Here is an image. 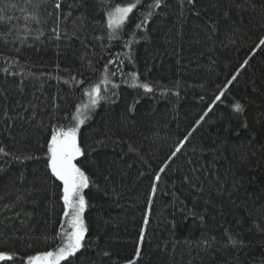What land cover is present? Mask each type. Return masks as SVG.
Instances as JSON below:
<instances>
[{
    "label": "trees",
    "instance_id": "16d2710c",
    "mask_svg": "<svg viewBox=\"0 0 264 264\" xmlns=\"http://www.w3.org/2000/svg\"><path fill=\"white\" fill-rule=\"evenodd\" d=\"M130 2L62 0V12L80 6L57 39L54 0H0V146L12 154L0 156V249L21 264L59 246L62 182L46 167L47 142L53 128L73 126L77 106L99 85L104 99L78 134L86 154L76 163L90 178L85 247L61 264H127L141 229L138 264H264V49L251 51L264 35V0H197L183 15L180 0L159 9L141 0L109 39L105 13ZM145 82L152 92L132 86Z\"/></svg>",
    "mask_w": 264,
    "mask_h": 264
},
{
    "label": "snow or ice",
    "instance_id": "6c2138e0",
    "mask_svg": "<svg viewBox=\"0 0 264 264\" xmlns=\"http://www.w3.org/2000/svg\"><path fill=\"white\" fill-rule=\"evenodd\" d=\"M141 0H136L135 3H126V4H116L111 6V9L105 13L106 15V25L109 31V39L115 38V34L117 30L122 29L124 25L129 20V15L136 9ZM197 0H180L181 5V15H183L184 5H192L195 6ZM80 6L77 5H69V11L62 12V0H54L52 5L54 10V15L56 16L55 24L56 27L52 29L53 34L57 39L60 38V34L64 32L66 34V29L61 27L65 21H67L72 16L71 8ZM165 5V0H153V3L148 7L151 8H161ZM153 13L151 11L148 12V16L144 18L140 23L135 24V28H141L146 23L147 19L151 17ZM227 15V13H225ZM7 19V18H5ZM214 23V22H213ZM42 34V33H41ZM128 46L127 44L125 45ZM259 49H264V35H260L258 37V43H256L255 47L251 50L255 53ZM129 59H131V55L129 54ZM112 63V61H109ZM249 64V60L245 59L243 63L236 70V73L231 75V78L227 80V82L223 85V87L219 91V95L215 96V99L212 101V104L207 106V110L200 115L199 119L195 121L192 129L188 131L186 135L183 136L181 140L178 141L174 150L171 152V155L168 157V161H171L174 157L177 156L178 153L182 151V148L189 141L190 137L197 130V128L201 125V123L205 120V118L212 111L213 106L216 102L221 100V97L225 95L230 85L233 84L234 81L238 79L240 74V70L246 68ZM7 71V69H5ZM105 71H107V65H105ZM115 75V73H113ZM131 77L133 81H136L138 78V74L133 72L131 73ZM133 87L143 88L146 92H152V86L149 83H140L133 84ZM116 87V85H113ZM100 87L99 85H93L92 91L90 93H86L90 97V104L92 107H95L99 100L104 99L103 96L100 95ZM237 113H243L245 111L244 105L240 102H235L232 106ZM77 113L80 112V107L77 106ZM84 119H80L77 116V122L75 126H70L67 128L57 127L53 128L51 131L50 139L47 142V169L50 170L51 175L58 181L62 182V196L61 199L63 201V216L65 220L61 224L60 231L57 233L56 237H53L54 240H59V246L55 250H48L43 252H37L32 255H27L26 260L21 259V264H61V261H66L70 257H74L82 248L85 247V235L88 231L87 226L85 224L83 213L88 206L85 196L83 195V190L88 188L90 178L86 174V172L78 166L76 163L77 158L85 156V149L81 147L78 131L80 125L84 124ZM243 126L246 128L247 123L244 122ZM12 155L7 152L3 146H0V156L8 157ZM24 159H33L31 156L21 157V156H12V161L23 162ZM12 161H9L11 163ZM168 167V162L166 161L162 167H160L159 171L154 174V180H161V173L165 172V169ZM4 166H0V172L5 171ZM185 180H188V177H184ZM157 192V184L153 182L151 184V192L150 198L148 200V205L152 204L151 196ZM19 199V197H18ZM19 215V214H17ZM201 221H203V216L200 217ZM144 223H148V216L144 217ZM66 225V226H65ZM145 239V230L141 229L139 233V242L135 248V256L132 259L127 261V264H138V260L141 257V248L142 243ZM227 240L232 245H236L238 243L237 240L232 239L231 235L227 236ZM205 245L210 246V242L205 240L203 242ZM240 246H243V241H239ZM104 255H108V253H104ZM17 259L16 253L0 249V261L11 262V264H15Z\"/></svg>",
    "mask_w": 264,
    "mask_h": 264
},
{
    "label": "rangeland",
    "instance_id": "374dc122",
    "mask_svg": "<svg viewBox=\"0 0 264 264\" xmlns=\"http://www.w3.org/2000/svg\"><path fill=\"white\" fill-rule=\"evenodd\" d=\"M79 107H80V112H79V114L76 112L73 126H75V124L77 122V116H79L80 119H85L86 113L92 107L91 104H90V97H89V95L87 96L86 101L83 104H81ZM81 126L82 125H80V127ZM78 134H79V131H78Z\"/></svg>",
    "mask_w": 264,
    "mask_h": 264
}]
</instances>
